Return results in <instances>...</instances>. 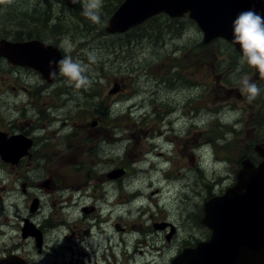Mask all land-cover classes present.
I'll return each instance as SVG.
<instances>
[{"label": "rangeland", "instance_id": "obj_1", "mask_svg": "<svg viewBox=\"0 0 264 264\" xmlns=\"http://www.w3.org/2000/svg\"><path fill=\"white\" fill-rule=\"evenodd\" d=\"M123 1L101 0L99 20L93 22L84 15L88 0H0V40L32 34L55 44L64 56L87 66L91 81L76 88L58 74L55 84L41 91L51 85L41 74L0 61V79L10 87L0 94V115L3 101L12 119L20 114L13 107L22 104L32 116L40 112L42 98L52 99L48 102L54 106L65 103L46 111L59 115L46 127V137L76 130L78 142L84 140L83 117L90 111L105 109L110 122L109 138L98 153H82L80 145L59 150L56 163H46L39 177L0 164V249L20 242L23 220L29 218L46 237L43 254L34 249L35 241L25 243L37 264H82L88 262L84 254L90 264H169L187 243L182 240L195 232L194 216L206 202L223 196L243 169L240 162L264 126V119L250 120L246 113L251 103L261 109L264 81L257 85L260 94L249 101L240 78L247 75L252 82L260 77L258 71L241 66L242 54L227 40L205 43L188 16L161 14L129 32L107 33L109 19ZM41 13L42 19L36 17ZM88 53H94L95 62ZM36 94L41 97L32 107ZM68 114L79 118L65 119ZM89 158L90 166H74ZM121 163L125 175L104 177ZM52 173L57 175L54 190L36 187ZM23 182L40 200L35 214ZM92 205L97 210L85 214L83 209ZM158 220L164 222L155 226Z\"/></svg>", "mask_w": 264, "mask_h": 264}, {"label": "water", "instance_id": "obj_2", "mask_svg": "<svg viewBox=\"0 0 264 264\" xmlns=\"http://www.w3.org/2000/svg\"><path fill=\"white\" fill-rule=\"evenodd\" d=\"M247 10L264 16V0H124L109 19L106 32L126 33L160 14L172 19L189 14L203 33L205 43L223 38L242 54L240 46L233 43V21ZM0 56L13 65L36 70L48 83L54 80L49 76V61L63 58L56 45L40 40L11 42L2 39ZM7 143L0 148V154L12 163L23 157L29 147L22 137ZM258 152L264 158V150ZM118 175L122 176L123 171H116L109 177ZM37 208L35 200L32 211ZM25 222L24 237L28 233L35 236L40 248L39 231ZM203 223L213 232L210 239L195 249L186 248L171 264H264V160L258 166L250 161L243 163L236 184L223 196L206 203ZM17 260V257L8 256L0 259V264H21Z\"/></svg>", "mask_w": 264, "mask_h": 264}, {"label": "flooded vegetation", "instance_id": "obj_3", "mask_svg": "<svg viewBox=\"0 0 264 264\" xmlns=\"http://www.w3.org/2000/svg\"><path fill=\"white\" fill-rule=\"evenodd\" d=\"M0 61L6 66L7 65L13 66L12 63H10L9 61H7L5 58L1 56H0ZM25 68L29 69V67H25ZM253 71H255V69ZM58 74H59V71L55 77V80ZM54 81L52 83H48L46 81L48 84H51V85H44V86H41L39 89L41 91H44L45 88L53 86L55 84ZM253 81H255L254 83L258 85V84H261L264 81V79L260 78L259 76H254V78L252 79V82ZM8 83L9 81L7 79L6 80L5 78L0 79V86L3 87V89L0 91V94L5 89L10 88ZM261 85H264V82ZM11 90L18 91L13 86H11ZM23 90L28 91L27 88H23ZM34 97H32V100L30 99L32 107H34V105L38 103L36 98L39 99L41 96L40 94L39 95L36 94L34 95ZM33 100L35 101L33 102ZM49 100H52V99L42 98L40 101L41 102L40 105L37 104V107L39 108L40 112H37V114H34L32 116L27 113V110L25 109L26 106H24L23 104L21 106H17L16 108L13 107L14 109L12 110L13 113L17 111L20 112V114L18 115V118L16 119H12L14 117L13 115L5 113L6 108L9 107V105L8 103L3 101L1 105L3 108V113L0 115V148H2L3 145L8 144L7 142H9V140L11 139H14L15 137H22V139L24 140V143L26 145L27 144L29 145L26 154L23 157L19 158L16 163H12L10 161L5 160L0 154V164L6 167L8 170H18L22 173V170L29 169L33 171L32 173L34 174V176L39 177L42 171L41 169L43 167L45 168L46 163H51L52 161L56 163L55 162L56 156L54 158L55 152H58L59 150H68L69 147L73 148V147H77L78 145H80L82 146V153H84L85 151V152H88L90 156H92L96 154V152L99 149H101L102 144L105 143L106 140L109 138V133L107 130H109L110 122L108 119V112L105 111V109L103 108H96L90 111L89 114L86 115V117L82 116L86 120V123H87V124L85 123L86 124L85 129H87L86 133L85 134L81 133L82 138L84 140L78 142L77 139L79 138V133H77L76 130H72L69 134L63 135L61 137H58V135H60L58 131H53L52 133L57 135L55 137L56 139H53L50 136L46 137V132L48 131L47 128H49L51 125H54V121L59 117V115L47 114L46 111H50L53 108L65 106V103L63 104L58 103L57 106H54L53 103L48 102ZM27 105H30L29 101ZM257 106L261 107V109L259 110L252 103L248 105V109L246 113L249 114L250 120L254 116H259L260 118L264 119V103L261 105H257ZM74 116L75 114L74 115L68 114L65 119L71 120L74 118ZM78 118L79 116L76 115L75 120H78ZM237 122H240V119H238ZM77 127L78 125H76L74 129H76ZM252 130L250 131L251 133H252ZM260 130H259V134L257 132L258 136H257L256 142L250 146L251 150L249 154L245 158H243L242 161L240 162L241 164L240 167H242L243 162L248 161V160L251 161L255 166H258L264 160L263 157L258 152L259 150H264V134H263L264 126H262ZM201 132H205V130H201ZM84 145H85V149L83 148ZM22 149L24 148H21L20 151ZM92 162L93 160H91V158L85 159V160H79L78 163H74V166H78V168L79 167L83 168L87 166L88 164L90 166V163ZM120 170H122L123 173L125 172L124 163L114 166V169L112 170V172H110V174L114 175L116 171H120ZM239 171L240 170H238V172ZM238 172L236 173V178H237ZM108 175L109 174H105L104 177L107 179H110ZM23 177H26V175L23 176L21 174V179ZM118 177H120V175H118ZM44 179H46V177ZM46 181H48L49 183L47 184L45 183V181L42 183L40 182L36 184V187H39V188L45 187L47 190H54L57 185V175H55V173L48 174ZM218 181L219 180H217L215 183H218ZM235 182H236V179H235ZM235 182L232 184V186L235 184ZM29 187L30 186H28V183L23 182V185H22L23 193H25L27 197H32V200L39 199L37 196L30 194V192L28 191ZM90 208L94 210L93 212L97 210L95 206L93 205L90 206L89 209ZM39 210H40V206H39V209L36 212H34V214L39 212ZM204 217H205V210L198 212L196 214V217L194 216L195 225L193 224V229L195 230V232H193L194 234L189 233L182 240V241L187 240V243L179 248L180 252L178 253V255L181 253L183 249L195 248L200 242H203L209 239V238L206 239L205 233H208L211 235L212 232L208 227L204 225L203 223ZM25 219H29V218H25ZM161 222H164V221L158 220L154 223V225L155 224L158 225ZM37 226L42 231V235H43L42 247L37 248L36 242H34L35 239L31 235L29 236L26 235L25 237H23V233L21 229L20 234H19L20 242L15 243L14 245H11L10 247H5L3 249H0V259L5 258L6 256L10 255V256L17 257L18 261L21 262L22 264H37L31 261L30 253H32L34 250L28 251V249L26 248V244H25L27 241H33L34 242L33 247L34 249L37 248V253L38 254L44 253L45 240H46L45 232H44V229H42L39 224H37ZM117 226L119 225L117 224L116 227ZM155 226H153L154 229H155ZM118 228L122 229L121 232L125 231L120 226ZM74 254L77 255L76 252H74ZM83 258H85L84 260L90 262V258L88 255L84 254ZM88 262H83L82 264H90Z\"/></svg>", "mask_w": 264, "mask_h": 264}, {"label": "clouds", "instance_id": "obj_4", "mask_svg": "<svg viewBox=\"0 0 264 264\" xmlns=\"http://www.w3.org/2000/svg\"><path fill=\"white\" fill-rule=\"evenodd\" d=\"M76 2V0H73ZM101 0H88L85 6L84 15L93 22H98V9ZM233 43L240 46L242 56L239 61L243 66L245 63L255 68L260 77L264 79V16L254 10L241 12L233 21ZM90 62H95L94 53H88ZM55 65L56 67H53ZM49 76L55 78L57 68L59 74L66 77L68 81L74 83L76 88H82L91 84L86 75L87 66L75 62L71 56H64L59 61H49ZM241 69L238 68L239 72ZM241 91L247 95L249 101L254 100L259 94V87L250 81L247 75L240 78Z\"/></svg>", "mask_w": 264, "mask_h": 264}, {"label": "trees", "instance_id": "obj_5", "mask_svg": "<svg viewBox=\"0 0 264 264\" xmlns=\"http://www.w3.org/2000/svg\"><path fill=\"white\" fill-rule=\"evenodd\" d=\"M34 16H35V15H34ZM36 17H38L39 19H42V18L44 17V15H43V13H41V14L37 15ZM19 19H20L21 21L23 20L22 17H20ZM29 35H30V36H29ZM26 38H27V39H32V38H34V36H33L32 34H28V37H25V36H17V37L15 38V40L22 41V40H26ZM37 38H39V36H38Z\"/></svg>", "mask_w": 264, "mask_h": 264}, {"label": "bare ground", "instance_id": "obj_6", "mask_svg": "<svg viewBox=\"0 0 264 264\" xmlns=\"http://www.w3.org/2000/svg\"><path fill=\"white\" fill-rule=\"evenodd\" d=\"M21 67H28V66H21ZM54 81V80H53ZM52 83V82H51ZM133 258H134V256H133Z\"/></svg>", "mask_w": 264, "mask_h": 264}]
</instances>
